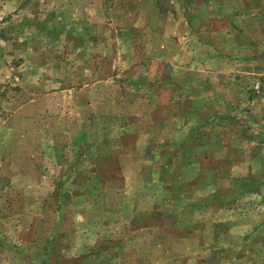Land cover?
<instances>
[{
  "label": "rangeland",
  "instance_id": "374dc122",
  "mask_svg": "<svg viewBox=\"0 0 264 264\" xmlns=\"http://www.w3.org/2000/svg\"><path fill=\"white\" fill-rule=\"evenodd\" d=\"M195 113L209 151L158 134ZM115 139L150 161L148 185L96 161ZM238 190L226 252L264 245V0H0V264H216L215 195ZM179 193L213 201L199 224Z\"/></svg>",
  "mask_w": 264,
  "mask_h": 264
},
{
  "label": "crops",
  "instance_id": "0c3cea01",
  "mask_svg": "<svg viewBox=\"0 0 264 264\" xmlns=\"http://www.w3.org/2000/svg\"><path fill=\"white\" fill-rule=\"evenodd\" d=\"M210 95L207 96V98H209ZM220 96H215V98L219 99ZM221 99L224 100V97H222ZM198 102V100H196V103ZM207 102V101H206ZM209 103V101H208ZM225 106H227L224 103ZM120 117V116H119ZM163 119L160 122L158 131H159V135L161 133V131L166 134L168 136V138L170 137V135H172L173 137H187V136H192V138L195 140V138L198 140L199 143H197L198 145H200L202 148L206 149V151H209L208 149L210 148V145L205 144L203 141L200 140V138H209V133L211 131H213V128L211 129V126H209L210 120L212 119V116L209 118H202L201 116L198 115V113H195V115L192 117L193 120H195L194 122H192V128H190V130L188 131V129L186 128V130H184L183 128L179 129L178 124L175 123L174 128L169 127L170 129H167V127L169 125H167V117H161L159 120ZM207 120V121H206ZM206 121V122H205ZM200 123L197 126H194L195 123ZM188 124H186L185 126L187 127ZM221 132L225 133L226 129L225 128H221L220 129ZM139 132H141V130H139ZM138 131L130 133L128 130H122V132H120L119 135H121V137H127V136H133V135H138L139 134ZM220 132V134H221ZM228 133V132H226ZM211 134V133H210ZM140 135V134H139ZM222 135V134H221ZM157 136V135H156ZM84 139V137H83ZM166 137L163 138V142L161 145V149L162 150H167L168 152H170L169 147L165 146L166 145ZM107 147V150H106ZM105 148V149H104ZM104 148L100 145L96 151H95V157H96V161H102L104 158H109V156L111 155V157H115L117 156L118 160L120 161H126L129 164H134L137 166H134L133 168H137L138 171V176H136L137 178H139V183L140 185H148L149 182L151 181V176H150V171L148 170L149 167H152L150 164V161H144V162H136L137 159L136 156L138 155H142L140 153H138L137 151H132L130 149L129 145H125L124 142H121L120 139H115V141H113L112 145L108 146H104ZM158 148V150L161 152V149ZM194 148V147H193ZM167 152V153H168ZM110 157V158H111ZM131 166V165H130ZM129 166V167H130ZM124 175H126V169H125V173ZM132 175H136L135 171H132ZM253 177V176H251ZM211 180L212 179H216L217 177H213L210 176ZM241 181V180H239ZM253 182H254V178H253ZM212 182H210L208 185H211ZM246 183H248V185L250 184L249 181H247ZM151 184V183H150ZM163 184V182H162ZM202 182L199 180V185H201ZM128 193V192H125ZM226 191H223V198L217 199L216 195H215V199L216 201H214V203H220V209L218 210V208L214 209L215 215L216 216H221L223 219L218 220L216 223L217 228L215 229L217 232V237L215 238L216 241L212 240V245L209 244V246H214V243H218L219 241H221V246L218 245V247L220 248H214L212 247L213 251V256L210 257V253L211 251H208L206 262H211L210 259H215V263L216 264H264V245L259 247V246H253L251 244V249L248 251L247 247L243 245L241 246V248H243V250L245 251V253L241 252V248L239 247L240 242L243 240L242 236H238V237H234L233 240L235 241V244L233 246H235V251L232 252H226V248H232V247H227L224 243V246L222 245L223 242H231V238L232 236H230V234L234 231H240L241 230V226H240V222H232L229 223L228 225V220L231 221V217H233L232 215L237 214L239 215V213H242V210H236V209H231L229 207L224 206L223 204H229L230 202H235V201H240L242 198H244V194L238 191H236L235 194H231L229 196H225ZM151 195L150 194H146L144 192H140V198L146 203H149V199H151ZM163 200H166V197L162 198ZM174 199H177L180 202V207H176L180 208V210L177 212H175L176 214H178L181 218H189L192 219L193 222H196L197 224H199L200 220L197 218L198 215L200 213H202L203 211H206L208 209H210V205L213 201L209 200V199H202L199 200L198 196L195 197H189V198H185L183 199V195L182 193H179L175 196ZM185 200V202L183 201ZM174 209V210H175ZM213 209V208H211ZM173 211V210H171ZM170 211V212H171ZM175 213H171L169 215H176ZM261 226V234L264 235V224H260ZM208 228H210L209 226H212V223L207 224ZM219 226V227H218ZM196 228H199L198 225H196ZM244 228V227H243ZM257 228H259V226H257ZM256 228V229H257ZM142 231H150L151 227L150 225H148V228L145 230V226L140 228ZM194 229V228H193ZM192 229V231H193ZM230 229V231H229ZM214 230V229H213ZM220 235V236H219ZM230 237V238H229ZM229 238V240H228ZM256 241H254L253 243L255 244ZM108 249H110L111 251H114V248L109 245L107 246ZM257 249L259 250L257 252ZM254 250V251H252ZM217 251V252H216ZM101 255V256H100ZM100 255H98V257H96L94 260H91L90 257H87L84 260V263H98L100 260L105 259V261L108 260H112L113 256H110L108 254L107 251H102L100 253ZM182 257V256H181ZM107 259V260H106ZM194 257H190L188 258V263H194ZM202 262V260H201Z\"/></svg>",
  "mask_w": 264,
  "mask_h": 264
}]
</instances>
